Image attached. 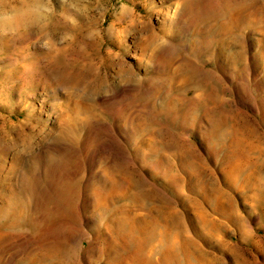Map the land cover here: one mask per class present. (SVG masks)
<instances>
[{"label":"rangeland","instance_id":"rangeland-1","mask_svg":"<svg viewBox=\"0 0 264 264\" xmlns=\"http://www.w3.org/2000/svg\"><path fill=\"white\" fill-rule=\"evenodd\" d=\"M50 6L0 36V264H264V0Z\"/></svg>","mask_w":264,"mask_h":264},{"label":"bare ground","instance_id":"bare-ground-1","mask_svg":"<svg viewBox=\"0 0 264 264\" xmlns=\"http://www.w3.org/2000/svg\"><path fill=\"white\" fill-rule=\"evenodd\" d=\"M7 4H8L9 7L19 6V0H9V1L7 0ZM221 13L222 12H220V14ZM220 16H217L216 15L215 19L202 18V22H203V24L206 27L210 24V22H213L214 21V24L212 26H209L206 29V31H204L202 29H199V28H196L194 34L195 35L196 34H201L202 37L205 38V40H207V42H209V41H216L223 49L226 50V49L229 48L227 46H228L230 40L237 41L239 39V36L234 35L235 31L237 29H239L240 27L243 29V27L241 26V23H240V19L239 18H237L236 22L234 21L232 23L234 17H230V14L228 16L226 15L223 18H222L223 15L221 17ZM237 22H239L238 23L239 26L237 25ZM32 24L33 23L30 21V19H27L26 18L21 23V25L18 28V30L19 29H28ZM203 31H204V33H203ZM257 32L263 36L262 41L264 42V28L258 30ZM160 39L161 38L159 37V35H157L155 33L151 34L147 38L146 43L145 44L143 43L144 44L142 46L143 47V51L146 52V51L151 50V52L153 54H156L158 52V50L160 49V46H161V44L159 42ZM196 70L197 69L195 67H193L191 64H188V65L185 64V65L179 66L178 68L174 69L173 70V74L170 75L171 81L172 82L175 81V77L177 79L178 76H183L184 77L183 80L186 81L184 83V85L180 86L181 89L183 90V88H185V87H187V86H189V85L192 84L190 78L191 79L193 78V75H195ZM172 90L173 89L171 87V89L168 92H171ZM176 101L177 100H175V99H169L166 102V107H171L174 103H176Z\"/></svg>","mask_w":264,"mask_h":264},{"label":"clouds","instance_id":"clouds-1","mask_svg":"<svg viewBox=\"0 0 264 264\" xmlns=\"http://www.w3.org/2000/svg\"><path fill=\"white\" fill-rule=\"evenodd\" d=\"M51 0H19V6L9 7L7 0H0V36L14 34L21 23L27 18L42 31L44 38V47H49L52 43L51 37L43 29L48 26V19L52 15ZM78 13L87 12V7H76L71 4ZM65 20L73 26L79 23L74 15H65ZM65 40L73 39L71 34L63 37Z\"/></svg>","mask_w":264,"mask_h":264}]
</instances>
